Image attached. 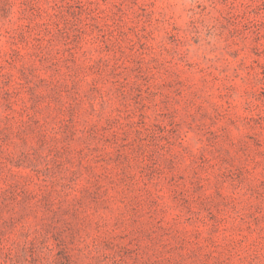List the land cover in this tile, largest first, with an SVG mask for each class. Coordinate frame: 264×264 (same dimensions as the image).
Wrapping results in <instances>:
<instances>
[{
	"label": "rangeland",
	"instance_id": "1",
	"mask_svg": "<svg viewBox=\"0 0 264 264\" xmlns=\"http://www.w3.org/2000/svg\"><path fill=\"white\" fill-rule=\"evenodd\" d=\"M0 264H264V0H0Z\"/></svg>",
	"mask_w": 264,
	"mask_h": 264
}]
</instances>
